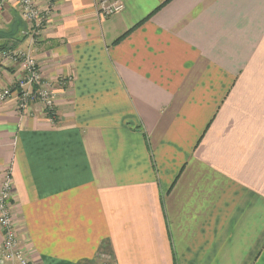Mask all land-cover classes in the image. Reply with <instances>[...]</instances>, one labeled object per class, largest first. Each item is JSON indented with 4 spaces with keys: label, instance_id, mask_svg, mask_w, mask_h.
I'll return each instance as SVG.
<instances>
[{
    "label": "crops",
    "instance_id": "obj_1",
    "mask_svg": "<svg viewBox=\"0 0 264 264\" xmlns=\"http://www.w3.org/2000/svg\"><path fill=\"white\" fill-rule=\"evenodd\" d=\"M34 1V42L0 18V93L11 49L57 91L0 101L28 264H264V0Z\"/></svg>",
    "mask_w": 264,
    "mask_h": 264
},
{
    "label": "built area",
    "instance_id": "obj_2",
    "mask_svg": "<svg viewBox=\"0 0 264 264\" xmlns=\"http://www.w3.org/2000/svg\"><path fill=\"white\" fill-rule=\"evenodd\" d=\"M7 1L14 3L15 7L18 6L20 17L28 26L29 33L27 35H30L34 42L37 36H39L45 23L44 13L39 10V7L36 5L34 0H0V18ZM121 8V5L113 4L105 7L104 9L106 14L110 15L113 12L121 10ZM8 51L9 52H3V56L15 60V62L17 61V64H19L21 69L19 82L18 80L16 81L15 90L18 85L20 87V82L22 81L24 85H32V88L35 91L33 93H24L21 98L28 100L40 98L48 109H52V107L56 104V96L55 94L51 96V92L47 89L50 88V84L42 81L43 77L40 74L36 59L30 53L25 51H16L13 49ZM12 88L13 87H11V90L13 92ZM5 91L10 92L8 89ZM8 95H10V93H8ZM28 100L24 101L23 106H27L26 103ZM13 194V180L11 173L6 172L0 187V230L3 234V241L0 245V261L1 264L12 263L15 261H18L21 264H28V260L21 250L19 234L12 215V201L14 200Z\"/></svg>",
    "mask_w": 264,
    "mask_h": 264
},
{
    "label": "rangeland",
    "instance_id": "obj_3",
    "mask_svg": "<svg viewBox=\"0 0 264 264\" xmlns=\"http://www.w3.org/2000/svg\"><path fill=\"white\" fill-rule=\"evenodd\" d=\"M3 52H9L8 50H3L2 51V57H5V56H3ZM5 58H8V57H5ZM35 58V57H34ZM10 59V58H9ZM36 59V58H35ZM10 60H12L13 62H15V60H13V59H10ZM19 77L20 76H18V82H19ZM71 77V76H70ZM70 77H68V79L70 78ZM67 78H65V80H68ZM43 82H47L48 80H46V79H44L43 78V80H42ZM60 81H62L61 79H60ZM49 82V81H48ZM48 84H50V88H47L46 87V85H45V87L51 92L50 94H51V96L53 95V94H56L57 93V91H56V88L54 87V85L51 83V82H49ZM15 87H16V83H15ZM15 87H13L12 89H13V92H12V90H11V86H5V87H3L2 88V91H1V93H0V101L1 102H4V101H8L9 100V98H10V95H12V97L14 98V99H12L11 101H15V106L18 108V109H22V110H24V111H27V110H29L30 109V107H31V105H32V103H38V102H41V103H44L42 100H40V98H38V99H30V100H28V99H23V98H21V96H22V94H24V93H29V92H31V93H33V92H35L34 90H33V88H32V85L31 86H27V85H24V83L21 81L20 82V87H19V85L17 86V88H16V90H15ZM6 89H8V90H10V92L9 91H5ZM7 92V93H6ZM12 92V93H11ZM8 93H10V95H8ZM8 95V96H7ZM5 96H7V97H5ZM5 97V98H4ZM4 98V99H3ZM25 100H28V102L26 103L27 104V106H23V104H24V101ZM54 108V109H53ZM44 109H45V112H47V115L48 116H51V117H55V115H56V113H55V109H56V106L54 105V107H52V109H48L47 108V106L46 105H44ZM52 110V111H51ZM54 110V111H53ZM2 244V243H1ZM0 244V245H1ZM29 249V248H28ZM26 250H27V248H26ZM29 251V250H28ZM26 254L28 255V253L26 252ZM110 258V257H109ZM108 258V259H109ZM16 262V261H15ZM110 262V261H109ZM20 263V262H19ZM21 264V263H20Z\"/></svg>",
    "mask_w": 264,
    "mask_h": 264
},
{
    "label": "trees",
    "instance_id": "obj_4",
    "mask_svg": "<svg viewBox=\"0 0 264 264\" xmlns=\"http://www.w3.org/2000/svg\"><path fill=\"white\" fill-rule=\"evenodd\" d=\"M122 38V37H121Z\"/></svg>",
    "mask_w": 264,
    "mask_h": 264
}]
</instances>
